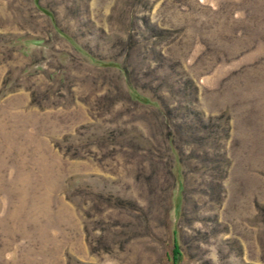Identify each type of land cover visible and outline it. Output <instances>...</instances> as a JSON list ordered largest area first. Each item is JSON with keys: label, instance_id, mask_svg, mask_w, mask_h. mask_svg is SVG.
Instances as JSON below:
<instances>
[{"label": "rangeland", "instance_id": "obj_1", "mask_svg": "<svg viewBox=\"0 0 264 264\" xmlns=\"http://www.w3.org/2000/svg\"><path fill=\"white\" fill-rule=\"evenodd\" d=\"M0 264H264V0H0Z\"/></svg>", "mask_w": 264, "mask_h": 264}]
</instances>
